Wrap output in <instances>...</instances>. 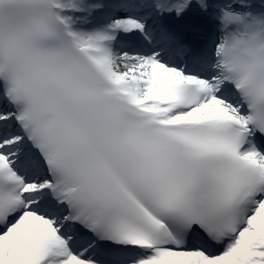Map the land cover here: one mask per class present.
I'll return each mask as SVG.
<instances>
[{"label":"snow or ice","instance_id":"1","mask_svg":"<svg viewBox=\"0 0 264 264\" xmlns=\"http://www.w3.org/2000/svg\"><path fill=\"white\" fill-rule=\"evenodd\" d=\"M192 12L198 48L171 24ZM258 16L0 0V264H264Z\"/></svg>","mask_w":264,"mask_h":264},{"label":"clouds","instance_id":"2","mask_svg":"<svg viewBox=\"0 0 264 264\" xmlns=\"http://www.w3.org/2000/svg\"><path fill=\"white\" fill-rule=\"evenodd\" d=\"M257 18H258V19H261V20H264V17H262V16H258ZM240 30H241V31L244 30V25H243V24L240 25Z\"/></svg>","mask_w":264,"mask_h":264}]
</instances>
